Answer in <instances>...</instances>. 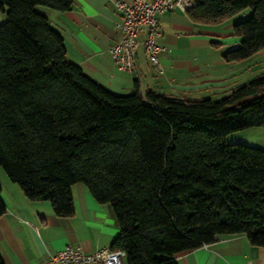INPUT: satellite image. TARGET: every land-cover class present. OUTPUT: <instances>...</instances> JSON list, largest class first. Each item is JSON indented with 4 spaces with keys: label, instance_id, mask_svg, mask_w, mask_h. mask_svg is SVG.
I'll use <instances>...</instances> for the list:
<instances>
[{
    "label": "trees",
    "instance_id": "16d2710c",
    "mask_svg": "<svg viewBox=\"0 0 264 264\" xmlns=\"http://www.w3.org/2000/svg\"><path fill=\"white\" fill-rule=\"evenodd\" d=\"M74 0H0V167L32 200L56 215L75 211L83 183L111 203L119 227L112 249L127 264H179L175 254L246 234L264 246V148L228 138L264 129V74L220 99L155 90L115 92L67 57L63 34L40 11ZM235 22L239 43L223 53L243 60L264 50V0H193L197 22ZM6 205L1 195L0 216ZM0 264H6L0 252Z\"/></svg>",
    "mask_w": 264,
    "mask_h": 264
},
{
    "label": "crops",
    "instance_id": "0c3cea01",
    "mask_svg": "<svg viewBox=\"0 0 264 264\" xmlns=\"http://www.w3.org/2000/svg\"><path fill=\"white\" fill-rule=\"evenodd\" d=\"M37 8L63 34L68 59L115 92H131L138 83L143 93L155 90L200 99L228 94L240 79L228 83L240 72L236 66L240 62L223 57L231 47L215 44L222 41L213 38L211 24L192 20L179 8L157 14L161 26L158 39L166 46L160 54L163 70L148 60L140 46L136 56L140 74L120 69L111 55V46L122 36L118 27L121 12L115 0H74L66 11ZM244 130L233 140L264 148V142L258 141L264 138L263 132ZM0 184L6 205L0 216V252L6 264H43L66 244L95 251L109 247L119 233L113 208L98 202L83 184L72 187L75 211L70 216L56 215L48 200L29 199L1 172ZM174 257L179 264H264V246L252 244L246 234H220L214 242Z\"/></svg>",
    "mask_w": 264,
    "mask_h": 264
},
{
    "label": "built area",
    "instance_id": "2783aa9c",
    "mask_svg": "<svg viewBox=\"0 0 264 264\" xmlns=\"http://www.w3.org/2000/svg\"><path fill=\"white\" fill-rule=\"evenodd\" d=\"M121 12L118 27L120 40L111 48V55L122 70L137 71L140 74L136 56L143 46L148 60L162 71L160 54L166 46L159 41L161 26L157 14L179 8L183 11L193 5V0H115ZM43 264H127L126 253L121 248L103 247L87 251L82 245L66 244L52 253Z\"/></svg>",
    "mask_w": 264,
    "mask_h": 264
},
{
    "label": "rangeland",
    "instance_id": "374dc122",
    "mask_svg": "<svg viewBox=\"0 0 264 264\" xmlns=\"http://www.w3.org/2000/svg\"><path fill=\"white\" fill-rule=\"evenodd\" d=\"M39 6L42 8L47 7L46 5H39ZM251 14H252V8L246 7L244 9L238 11L234 15H232L230 19H227V17H226V18H224L225 21H224V19H222L221 21H219L217 23H210L211 24L210 31H212V33H215L212 35L213 38L216 40L222 41L221 44L219 42H215V44L221 45L223 47H229V46L234 47L235 45H237L238 42H234V39H236L238 37V35H236L234 33L233 25L235 22L245 20ZM6 20H7V13H6V11H4L0 8V25L3 24ZM237 62H240V63H238V65H236L240 70L239 75L237 77H232L231 79H228V83H231V82L235 81L236 79L240 78L239 80H237L238 82H236V84H235L236 86H238L240 84L247 83L248 81H250L251 79H253L259 75L264 74V50L256 51L251 56H249L243 60H237ZM225 95H227V94L216 95V96H212V97H213V99H220L221 97H223ZM258 131H261L264 133L263 127H260V126L249 127V128H246L244 130V133H246V132L247 133L248 132H258ZM237 134H241V133H237ZM235 136H237V135H235ZM233 137H234V135H231L228 138L229 142L233 141ZM258 141H260V143H263L264 138H259ZM0 172H1V174H4L7 176L3 167H0ZM79 184H83V183H79ZM106 204H108V206H110V208H112L111 203H106Z\"/></svg>",
    "mask_w": 264,
    "mask_h": 264
}]
</instances>
